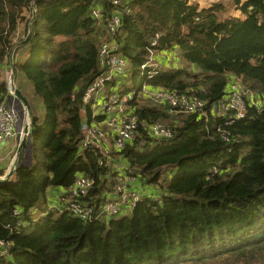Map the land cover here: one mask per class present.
<instances>
[{
    "label": "trees",
    "instance_id": "obj_1",
    "mask_svg": "<svg viewBox=\"0 0 264 264\" xmlns=\"http://www.w3.org/2000/svg\"><path fill=\"white\" fill-rule=\"evenodd\" d=\"M235 2L242 18L220 19V4L199 8L188 0H121L118 7L109 0H0V69L14 65L13 80L24 82L18 90L32 111L22 149L31 161L19 160L14 176L0 181V240L11 243L0 264H264V0ZM95 6L100 20L91 15ZM112 12L121 16L115 40L137 71L132 77L149 49L177 48L181 65L140 81L205 104L194 113L169 112L134 95L139 135L119 154L148 194L133 209L103 218L99 207L115 175H105L96 150L79 148L78 104L102 72L99 47ZM28 31L27 42L14 48ZM235 81L263 106L248 100L237 119L232 111L212 114ZM7 93L0 80V101ZM152 122L173 136L150 138ZM79 175L94 180L82 197L95 205L88 219L54 206ZM35 207L40 216L32 220ZM16 208L20 217L12 215ZM16 220L26 226L6 227Z\"/></svg>",
    "mask_w": 264,
    "mask_h": 264
},
{
    "label": "built area",
    "instance_id": "obj_2",
    "mask_svg": "<svg viewBox=\"0 0 264 264\" xmlns=\"http://www.w3.org/2000/svg\"><path fill=\"white\" fill-rule=\"evenodd\" d=\"M109 1L116 7L121 5V0ZM91 15L97 20L103 17L102 10L98 6L91 9ZM120 23L121 16L117 12H112L106 17L107 39L99 47V63L102 72L85 87L78 104L83 123L79 148L96 150L99 153L98 164L106 169L105 175H115L111 186L112 192L110 195H105L99 207L103 218L115 217L133 209L143 196L148 194L143 191L144 186L141 185L132 169L124 164L119 154L128 141L139 135L138 118L130 106V101L139 86L153 104L167 107L169 112L194 113L200 111L205 104V101L196 95H186L162 87L150 90L146 82L141 81L135 84L134 89L124 92L117 89L116 82L124 78L128 68V60L119 54V44L115 40ZM155 43L156 39L151 42V45L154 46ZM155 52L154 49H149L147 59L139 67L137 79L150 78L159 72ZM11 75L13 73L10 69L6 79L7 94L10 98L0 101V143L2 141L16 142L14 144L15 153L23 118L14 101ZM248 100H252L258 109L263 106L261 101L253 98V93L246 86L240 81H235L229 86L224 99L212 106L210 111L214 115L232 111L234 118L237 119L245 114ZM146 128L152 139L167 140L173 136L172 129L161 122L149 123ZM145 142L146 140L140 136L139 145ZM93 183V178L88 175L76 176L73 182L61 191L54 206L67 210L81 219L93 217L95 205L82 200ZM12 215L20 217L21 211L18 208L13 209ZM6 227L13 231L18 230L15 223L14 225L7 224ZM10 245L9 241L0 240V257L8 255Z\"/></svg>",
    "mask_w": 264,
    "mask_h": 264
},
{
    "label": "rangeland",
    "instance_id": "obj_3",
    "mask_svg": "<svg viewBox=\"0 0 264 264\" xmlns=\"http://www.w3.org/2000/svg\"><path fill=\"white\" fill-rule=\"evenodd\" d=\"M191 1L197 3V5L199 6V8H208V7H210V6L214 5V4H220L222 6V8H221V18L220 19H226V18H230V17H238L239 18V17H242V15H243L241 13V11L237 8V4H236L235 0H189L188 1V4H191L192 3ZM17 43H19V42H17ZM155 51H156L155 53L157 55H159V51L158 50H155ZM176 53H177L176 55L178 57V59H177L178 61L177 62H178V66H179V65L182 64L183 61H182L181 56L179 55L180 54V51L178 49L176 50ZM25 56L26 55H24L23 58H25ZM10 69H11V67L8 68V69H0V80H6L7 79V74L9 73ZM126 72H127V74L125 75V77L121 79L123 84L121 83L122 85H120V87H119L120 90H124V89H127V90L134 89V86H136L135 84H138L139 81H140L139 79H137V76H136V78L135 77H132L133 76V73H136L137 71H134V69L130 67L129 61H128V68H127V71ZM23 83L24 82H22L21 79H15V82H14V84H15V86H16L17 89L20 86H22ZM138 89L136 90V93L135 94L138 95V98L140 99L141 103L153 104L152 100L149 99V98H147V97H145V96H142V94L143 95H145V94L143 92H141L140 90H138ZM26 95L29 97V99L31 101L32 108H34V110H36L39 113H41L42 112V109H41L42 102L40 100H38V102H37L36 99L34 98V96L30 93V90H29V92L26 93ZM15 99H14V101L17 102V103L15 102V103H16V105L18 107L19 113H20V115L23 118L24 113H23L22 105H21V103L18 100H15ZM37 103L39 104V106H38ZM29 107H30V110H31V106L30 105H29ZM31 115H32V111H31ZM6 143H7L6 141H2L0 143V148L4 144H6ZM10 158H8V162L10 160L8 169L12 166V162H11L12 161V155L10 156ZM107 184L108 185L112 184V181L109 180ZM108 191L112 192L111 191V186H109V190ZM42 207H43V202H39L38 203V208H42ZM36 208L37 207L32 208V209L29 210L30 213L32 212V214H31L32 220H36L40 216V213H39L38 210H36ZM15 225H16V229H21L22 227H25L26 226L25 221L23 222L22 220H16L15 221ZM1 258H3V257L1 256ZM260 263H261L260 261L256 262V264H260ZM263 263H264V261H263Z\"/></svg>",
    "mask_w": 264,
    "mask_h": 264
},
{
    "label": "crops",
    "instance_id": "obj_4",
    "mask_svg": "<svg viewBox=\"0 0 264 264\" xmlns=\"http://www.w3.org/2000/svg\"><path fill=\"white\" fill-rule=\"evenodd\" d=\"M191 2L195 3L193 1H191ZM195 4H197V3H195ZM239 18H242V17H239ZM176 50H177V48L172 49V50H167V51L163 50V51H160L159 55L156 54L155 60L157 62V68L159 71L169 70L170 68H174V67L178 66V62H177L178 57L176 55L177 54ZM121 83H122V80H120V81L118 80L116 82V84H117L116 88L117 89H119L120 85L123 84V83L122 84ZM6 142L8 144L6 143L0 148V176L6 175V173L8 172L7 169H8L9 163H10V160L8 162V158H10L11 155L13 157V155H14V144H15L14 141H6ZM19 158H20L19 159L20 163H21V161H27L28 163L31 161V158L27 155V152H21ZM147 189L148 188H145V186H144L143 191H145L147 193ZM107 195H110V191H108Z\"/></svg>",
    "mask_w": 264,
    "mask_h": 264
},
{
    "label": "water",
    "instance_id": "obj_5",
    "mask_svg": "<svg viewBox=\"0 0 264 264\" xmlns=\"http://www.w3.org/2000/svg\"><path fill=\"white\" fill-rule=\"evenodd\" d=\"M34 12L35 11H33V14H34ZM29 35H30V32L28 31L27 36L21 42L17 43L14 48H16L17 46L22 45L25 42H27ZM12 54L13 53L10 54V59H12ZM14 70H15V67L13 64H11L12 73L14 72ZM11 82H12L11 89H12L13 95L21 103L24 115H23V123H22L21 132H20L19 139H18V144H17L16 151H15V153L12 157V161H11L12 166L7 170L8 172L6 173V175L0 177V181L10 180L14 176L16 167H17L18 162H19L20 154H21L22 149L25 145L26 136L29 134L30 127L32 124V115H31L29 103H28L27 99L16 88V86L13 82V75H11Z\"/></svg>",
    "mask_w": 264,
    "mask_h": 264
},
{
    "label": "bare ground",
    "instance_id": "obj_6",
    "mask_svg": "<svg viewBox=\"0 0 264 264\" xmlns=\"http://www.w3.org/2000/svg\"><path fill=\"white\" fill-rule=\"evenodd\" d=\"M2 176H4V175H2ZM2 176H0V177H2Z\"/></svg>",
    "mask_w": 264,
    "mask_h": 264
}]
</instances>
